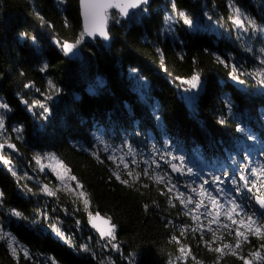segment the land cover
<instances>
[{
	"label": "trees",
	"instance_id": "trees-1",
	"mask_svg": "<svg viewBox=\"0 0 264 264\" xmlns=\"http://www.w3.org/2000/svg\"><path fill=\"white\" fill-rule=\"evenodd\" d=\"M173 3L193 19L195 29L180 20L165 22ZM228 3L152 0L126 22L112 13L111 42L83 38L79 48L84 61L71 62L60 48L64 42L75 43L82 32L78 0H0V102L10 109H0V115L18 149L3 150L11 167L18 169L13 175L0 163V227L28 249L31 259L19 252V264H51L49 257L57 264H102L107 262L105 254L112 264H174L179 246L173 236L191 248L201 264H215L216 254L199 242V232L180 236V228L194 225L177 201L170 207L167 197L160 195L164 186L143 176L132 187L124 186L112 175L116 164L108 156L126 153L127 143L138 161H149L137 171L154 167L150 162L155 159L161 165L157 172L167 171L161 154L183 156L185 169L191 168L195 175L173 182L186 194L190 193L184 184L195 187L224 171L231 177L244 165L250 169L264 164V88L251 76H241L245 83H237L229 77L231 67L215 60L219 55L238 72L264 68L260 63L264 33L237 30L229 20ZM234 3L264 25V0ZM197 72L206 91L189 104L183 98L182 81ZM37 102L49 112L39 106L29 111ZM16 127L23 129L22 142L13 135ZM36 154H54L67 166L88 195L87 211L69 192L56 191L61 185L51 173L40 171L33 159ZM130 161L126 157L129 167H135ZM120 170L122 179H128L123 165ZM45 185L56 195H45L41 191ZM10 210L21 212L22 218ZM89 213L115 226L116 239L111 242L117 245L115 254H102L95 247L89 248L94 254L81 250L89 237L92 243L108 242L93 234ZM202 220L207 226V218ZM50 223L63 229L70 244L54 240ZM225 239L234 243L231 237ZM259 243L250 238L241 254L246 256ZM0 264H17L5 241H0ZM220 264L242 261L225 256Z\"/></svg>",
	"mask_w": 264,
	"mask_h": 264
},
{
	"label": "snow or ice",
	"instance_id": "snow-or-ice-1",
	"mask_svg": "<svg viewBox=\"0 0 264 264\" xmlns=\"http://www.w3.org/2000/svg\"><path fill=\"white\" fill-rule=\"evenodd\" d=\"M60 2L62 3L63 0H60ZM148 2L149 0H79L80 13L83 18V31L75 43H64L62 45L64 55L73 54L74 49L82 42L85 35H99L105 40L109 39L106 29L108 20L111 18L110 10H115L119 17L123 18L129 16L130 10L137 9L141 5L148 4ZM228 7L231 13L229 20L237 30L243 33H248L249 30L252 33H264V25L257 24L255 19L250 18L234 3V0H229ZM208 18L211 19L210 16ZM176 20L182 21L189 28L193 27V19L184 11H179L175 3H173L172 14L165 17V22L171 23ZM65 26H67V21H65ZM215 60L220 65L231 67L229 72L230 79L239 84H244L245 81L240 79V77L251 76L260 87L264 88V68L252 72H238L234 64L229 65L219 55L215 56ZM260 63L264 65V59H261ZM161 66H163V60H161ZM45 69L46 66L41 68L40 71H45ZM182 83L188 86L185 89L186 91H196L201 85L200 74L198 72L194 73L190 79L183 80ZM26 87H29V85H26ZM49 88H53L51 81H49ZM55 91L59 92V89H55ZM46 99H51V96H47ZM36 106L41 107L45 114L49 112V109L39 102L29 107V111H32V107ZM0 109L10 111L9 106L3 102H0ZM223 122L222 120L221 123ZM13 131L17 134V139L22 138L20 136L23 131L22 127H16ZM4 133L5 122L3 116L0 115V141H2L0 142V163L7 166L9 171H12L13 175H15V170L11 167L12 160L3 154V150L7 148L12 152H17L18 149L15 144L11 143V138L5 137ZM125 147L127 152L123 155L111 154L108 156V159L116 164V169L112 171V175L126 187H132L140 181L141 176L146 177L153 184L163 185L165 190L160 191V195L167 197L170 207L176 206L173 200L177 201L180 207L185 209L184 215L189 216L194 225L190 229L187 226L180 228L181 237L186 235L188 231H191L193 236L199 232V242L203 244L207 251L216 254L215 264H220L225 256L235 257L241 260L242 264H264V164L251 167L250 169L248 165H244L239 169L238 174H233L231 177L228 171H224L222 175H213L210 179H202L195 187L191 183L184 184L182 187L187 188L190 193L186 194L180 190L181 186L173 182V177L167 171H156L161 165L155 159L150 162L154 167H145L141 171H137L136 169L139 168L141 163L148 164L149 161H138L135 150L127 143ZM165 147H167V142H165ZM104 151H108L107 146H105ZM92 155L98 162L103 163L97 153L93 152ZM165 155H167V159H165ZM126 157H131L130 162L135 167H129ZM33 159L39 166L40 171L50 168L57 176V179L61 181L62 187L57 188L56 191L64 190L69 192L83 203L85 211H87L90 204L88 195L83 190V185L78 181L75 183L74 188L70 186L69 181H76V177L70 175V170L62 161L54 154H45L43 156L36 154ZM160 159L169 166L172 173L180 176L195 175L191 168L185 169L183 156H174L171 153H167L161 154ZM44 160L49 161V163H42ZM172 161H179V163H173ZM233 164H235L234 160ZM120 165H123V170L126 172L128 179H122ZM246 171L248 172L247 175L245 174ZM250 177L252 178L250 179ZM148 186V184L142 185L144 188ZM28 191H31V189H28ZM41 191L48 196L56 195V191H53L47 185L42 186ZM2 198L3 193L0 192V200ZM245 201H248V203L246 204ZM189 205L193 207H189ZM202 209L203 211H201ZM10 214L18 219L22 218L23 215L16 210H10ZM202 217L207 218V226L204 225ZM43 218L45 220L48 219L46 214H43ZM89 223L96 229L102 239H107L109 243L116 239L115 226L111 224L109 219L102 218L99 214L92 215L89 213ZM213 225L216 227L214 228ZM49 227L57 237L70 244V239L65 237L55 223H50ZM221 229L225 231H220ZM204 233H209L210 237L205 238ZM226 236L231 237L234 243L226 240ZM250 238H255L260 243L255 247V250L249 251L246 256L242 255V246L250 243ZM172 239L179 246V255L176 257L174 264H188L189 259H191L192 264H201L193 255L191 248L182 244L181 240L176 236H173ZM0 241L7 243L8 250L12 257L17 260V264H19V252H22L25 259H31L28 249L20 246L10 233L0 230ZM111 247L118 251L115 243H111ZM81 250L87 251L88 249L83 247ZM48 259L51 260V264H57L54 258L49 257ZM102 264H112V262L107 261L102 262Z\"/></svg>",
	"mask_w": 264,
	"mask_h": 264
},
{
	"label": "rangeland",
	"instance_id": "rangeland-1",
	"mask_svg": "<svg viewBox=\"0 0 264 264\" xmlns=\"http://www.w3.org/2000/svg\"><path fill=\"white\" fill-rule=\"evenodd\" d=\"M143 7H145V6H143ZM142 8V7H141ZM141 10V9H140ZM139 11V10H138ZM137 11V12H138ZM112 13H114V12H111L110 14H112ZM134 13H136V12H134ZM134 13H132V14H134ZM119 17V16H118ZM120 20V19H119ZM127 21V20H126ZM125 21V22H126ZM172 23L173 22H171L170 24L172 25ZM108 24V23H107ZM170 25V26H171ZM108 26H109V24H108ZM195 26H198V25H195V24H193V27H191V29H195L196 27ZM84 38H86L88 41H90L86 36H84ZM81 44V43H80ZM79 44V45H80ZM79 45H77V47L79 48L80 46ZM106 45V44H105ZM61 49V48H60ZM62 50V49H61ZM185 87H186V89H187V85H185ZM194 95L192 94V92L191 91H183V98H184V100L185 101H187L189 104H192V103H194L195 101H193L194 100ZM4 135H8L7 137H10V135H9V132H7V130H6V127H5V133H4ZM13 135H14V137L17 139V134L14 132L13 133ZM19 141H21L22 142V138L21 139H18ZM44 164H48L49 163V161H47V160H44V162H43ZM38 168H39V166H38ZM17 169L18 168H15L14 167V170H15V172L17 171ZM44 171H47L48 173H51L53 176H55V178L57 179V176L54 174V172L50 169V168H45L42 172L44 173ZM57 181H58V183L61 185V181L59 180V179H57ZM69 184H70V186L72 187V185L73 184H75V181H69ZM61 187H62V185H61ZM45 220V219H44ZM45 221H50V218L48 217V219L47 220H45ZM57 227H59L60 228V230L63 232V229L58 225ZM79 228V227H78ZM0 230H2L1 229V227H0ZM4 232V231H3ZM64 235H65V237H66V234L65 233H63ZM93 234H94V232H93ZM57 239L58 240H60V242L61 243H64L65 241L64 240H61L59 237H57ZM92 240H91V238L89 237L88 238V240H87V245L85 246V247H87V249H88V253H91V254H94V252H93V250L92 251H89V248H94L95 247V250L96 251H100V253H102V254H105L106 252H109V251H111L110 253H113V254H115V251H114V249L111 247V244L110 243H108V242H106V243H96V242H91ZM94 250V251H95ZM85 252V251H84ZM106 257V258H105ZM103 258H105V260L104 261H111V258H110V255L109 254H105V256H103Z\"/></svg>",
	"mask_w": 264,
	"mask_h": 264
},
{
	"label": "water",
	"instance_id": "water-1",
	"mask_svg": "<svg viewBox=\"0 0 264 264\" xmlns=\"http://www.w3.org/2000/svg\"><path fill=\"white\" fill-rule=\"evenodd\" d=\"M78 2H79V0H78ZM151 3H152V0H149V2H148V4H146V5H141L139 8H137V9H132V10H130V13H129V16L132 14V13H134V12H137L138 10H140L141 9V7L142 6H145V7H148V6H150L151 5ZM111 12H114V13H116L117 15H118V13L115 11V10H110V13ZM79 14H80V22H81V25H82V31H83V18H82V16H81V13H80V6H79ZM119 16V15H118ZM129 16H127V17H123V18H121V17H119L120 18V21L121 22H125L128 18H129ZM107 32H108V24H107ZM91 42H102V43H104V44H106V45H108L110 42H111V35H109V33H108V36H109V39H107V40H105V39H103L101 36H99V35H96V36H87V35H85ZM64 43H70V42H64ZM63 43V44H64ZM62 44V45H63ZM62 45H61V49H62ZM65 58L67 59V60H69V61H71V62H74V61H79V62H83L84 60V54H83V50L81 49V48H78V47H76L75 49H74V53L73 54H69V55H65ZM195 94H197V95H202V93H204L205 92V89H204V87H203V85H202V82H201V85H200V87H199V89L198 90H196V91H193ZM170 171H171V169H170ZM173 174V176L174 177H180V175H178V174H176V173H172ZM92 229L98 234V236L100 237V235H99V233L96 231V229L95 228H93L92 227ZM101 238V237H100ZM102 239V238H101ZM102 240H104V239H102Z\"/></svg>",
	"mask_w": 264,
	"mask_h": 264
},
{
	"label": "bare ground",
	"instance_id": "bare-ground-1",
	"mask_svg": "<svg viewBox=\"0 0 264 264\" xmlns=\"http://www.w3.org/2000/svg\"><path fill=\"white\" fill-rule=\"evenodd\" d=\"M203 87H204V89H205V85H204Z\"/></svg>",
	"mask_w": 264,
	"mask_h": 264
}]
</instances>
